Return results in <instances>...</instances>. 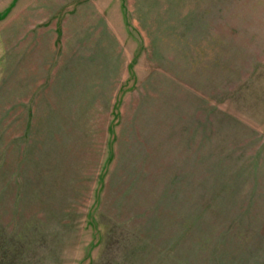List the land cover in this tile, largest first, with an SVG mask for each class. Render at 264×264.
Listing matches in <instances>:
<instances>
[{"label": "rangeland", "instance_id": "1", "mask_svg": "<svg viewBox=\"0 0 264 264\" xmlns=\"http://www.w3.org/2000/svg\"><path fill=\"white\" fill-rule=\"evenodd\" d=\"M0 264H264V0H0Z\"/></svg>", "mask_w": 264, "mask_h": 264}]
</instances>
